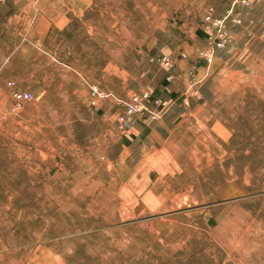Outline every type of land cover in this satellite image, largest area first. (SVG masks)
<instances>
[{
  "label": "rangeland",
  "instance_id": "obj_1",
  "mask_svg": "<svg viewBox=\"0 0 264 264\" xmlns=\"http://www.w3.org/2000/svg\"><path fill=\"white\" fill-rule=\"evenodd\" d=\"M5 1L0 264H264V0ZM146 90L168 104L120 129Z\"/></svg>",
  "mask_w": 264,
  "mask_h": 264
},
{
  "label": "built area",
  "instance_id": "obj_2",
  "mask_svg": "<svg viewBox=\"0 0 264 264\" xmlns=\"http://www.w3.org/2000/svg\"><path fill=\"white\" fill-rule=\"evenodd\" d=\"M239 5H249V0H240ZM236 6L232 5L224 11H218L214 6H210L203 18L201 30L204 33L205 40L212 44L216 49L223 50L231 39L230 24H240L241 17L236 13ZM186 57V53H183ZM163 64L167 67L174 66V60L170 56L164 55L161 58ZM9 84L14 88L12 93L15 108H18L25 101H30L33 92L16 88V82L10 81ZM103 93L93 86L91 90V105L95 106L97 100ZM168 104V99L159 95H154L146 90L140 93H134L125 104L123 110L118 114L116 122L120 129L130 130L133 126V117L142 108L146 106H155L151 116L156 118Z\"/></svg>",
  "mask_w": 264,
  "mask_h": 264
},
{
  "label": "crops",
  "instance_id": "obj_3",
  "mask_svg": "<svg viewBox=\"0 0 264 264\" xmlns=\"http://www.w3.org/2000/svg\"><path fill=\"white\" fill-rule=\"evenodd\" d=\"M230 7V6H229ZM9 5L5 0H0V39L2 38V36H4V32H5V26H4V21L7 18V14L9 11ZM224 11V10H223ZM236 13L241 17V23L243 21V15L239 12L238 8H236ZM240 23V24H241ZM240 24H230V28L232 30H234L237 26H239ZM154 95H158L156 93H154ZM135 117V116H134ZM134 117H133V123H134Z\"/></svg>",
  "mask_w": 264,
  "mask_h": 264
},
{
  "label": "trees",
  "instance_id": "obj_4",
  "mask_svg": "<svg viewBox=\"0 0 264 264\" xmlns=\"http://www.w3.org/2000/svg\"><path fill=\"white\" fill-rule=\"evenodd\" d=\"M200 34H201V32H200Z\"/></svg>",
  "mask_w": 264,
  "mask_h": 264
}]
</instances>
